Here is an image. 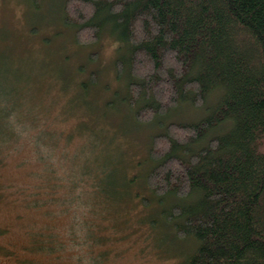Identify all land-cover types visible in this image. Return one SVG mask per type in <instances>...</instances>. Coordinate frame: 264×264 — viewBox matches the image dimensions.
I'll return each mask as SVG.
<instances>
[{
	"label": "trees",
	"instance_id": "1",
	"mask_svg": "<svg viewBox=\"0 0 264 264\" xmlns=\"http://www.w3.org/2000/svg\"><path fill=\"white\" fill-rule=\"evenodd\" d=\"M64 2L61 21L74 29L76 45L97 44L101 29L114 37L116 80L123 79L126 93L106 102L98 77L90 72L84 78L87 68L77 64L78 79L69 78L63 58L37 76L44 83L50 77L59 89L61 105L51 110V100L45 103L50 89L31 95L33 82L14 68L21 103L8 110L12 85L2 89L0 119L8 121L14 109L17 115L13 127L0 123V165L16 167V151L28 150L23 164L29 169L22 176L33 180L12 188L13 194L27 208L46 207L49 220L58 205L62 213L74 211L75 264L82 257L84 264H116L122 242L127 254L132 250L143 259L147 246L161 249V224L193 245L185 264H264V0ZM92 58L89 51L86 64ZM180 103L203 110V116L170 123L138 161L99 158L87 149L67 154L82 147L90 125L122 122L119 106L143 123ZM120 129L110 137L111 149L117 135L125 134ZM140 177L147 195L134 185ZM173 198L177 203L165 205ZM152 201L162 209L144 219ZM52 227L30 228L26 249L47 264H71L68 240Z\"/></svg>",
	"mask_w": 264,
	"mask_h": 264
},
{
	"label": "rangeland",
	"instance_id": "2",
	"mask_svg": "<svg viewBox=\"0 0 264 264\" xmlns=\"http://www.w3.org/2000/svg\"><path fill=\"white\" fill-rule=\"evenodd\" d=\"M64 1L39 0L32 3V0L30 3V0H0V95L4 87L12 85L9 90L13 94V102L8 105V110L11 109L10 107L15 108L21 103L15 99L17 85L16 75L12 71L14 68L20 70L19 77L25 74L30 79V83L33 82L32 92L30 90L31 95L34 92L41 95L48 88L50 90H48L49 95L46 96L45 103L47 104L51 100V110L60 107L61 99H56L59 89L54 86L53 82H49L51 78L49 77L44 83L37 76L44 74L45 68L63 62V58L68 59L66 76L69 78L78 79L79 75H73L72 66L77 64H85L87 69L83 74L84 78L90 76V72L98 77L96 87L104 86L102 96L106 102L116 103L124 97L126 84L122 83L123 79L116 80L114 61L117 58V43L114 41V37L109 30L101 29L97 44L84 48L76 45L74 29L64 25L61 21ZM73 6H70L69 9L72 10ZM55 35L57 39L54 37ZM89 51L96 58H92L89 64H86V54ZM59 52L61 56L58 54ZM101 93L97 92L99 100H103ZM214 96L213 94L207 98L206 103L208 105L213 104ZM119 107L120 113H118L124 118L122 122L114 119L110 125L105 122L96 126L90 125V132L85 137V143L82 147L78 146L75 151H67V154L71 156L73 155L72 152H77L80 155L84 149H87L90 154L96 152L99 158L101 155H109L110 160L121 157L126 162L138 161L141 156H147L152 138L165 133L166 126L170 123L193 122L203 116V110L188 103H180V106L170 110L166 115L158 116L153 121L147 120V122L139 123L134 120L132 109L126 106ZM5 108L7 109V106ZM4 113V104H2L0 105V117ZM16 115L17 112L14 109L13 116L9 117L8 121L0 119L1 125L13 127ZM117 117L119 118V116ZM121 126L125 134L117 135L112 143L113 149H111L112 140L110 137L112 134H121L123 132L120 129ZM15 129L18 130V126ZM23 135L27 136V134ZM55 149L57 153L62 150L58 146ZM27 153L28 150L22 148L16 151L15 156L20 157L16 167L13 164L0 165V264H32L33 262L47 264L48 260L44 256L36 252L30 253L26 249L30 228L34 231L43 224H55L57 226L55 229L59 233L60 239L63 236L69 243V245L67 243L68 251H65L66 255L69 256L68 261L75 264L77 237L71 232L74 224V211L70 209L62 213L58 209L60 207L58 205L53 216L55 219L49 220V216L45 214L46 207H44L46 209L40 208V211L27 208L25 202H22V199L16 197L12 192L15 186H25L26 183L33 180L32 177L27 179L22 176V173L29 169V166L23 164V159H26ZM150 164L144 168L145 172ZM127 173L129 174L128 170ZM134 185L141 190V194L147 195L142 177ZM133 191L135 190L133 189ZM174 201L177 203L175 198L167 199L165 205H173ZM150 208L151 210L145 213L146 218L144 219L148 218V214L158 216L162 206L152 201ZM86 216L87 214L83 215V218ZM55 229L54 227L49 228L50 231ZM159 233L161 234V249H156L151 245L147 246L145 251L147 256L140 259L132 250L130 254H127L126 250H123L125 243L122 242L116 246V251L120 252V256L114 262L116 264H146L148 261V264H185L187 255L193 250V245L188 240L177 239L173 235V230L171 231L170 227H166L164 224H161ZM82 259L85 260L84 257ZM81 260L79 259L76 264H84L81 263Z\"/></svg>",
	"mask_w": 264,
	"mask_h": 264
}]
</instances>
